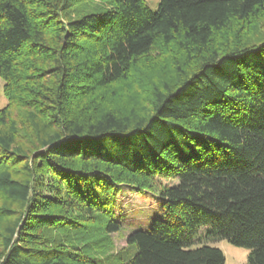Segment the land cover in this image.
I'll list each match as a JSON object with an SVG mask.
<instances>
[{"label":"trees","instance_id":"16d2710c","mask_svg":"<svg viewBox=\"0 0 264 264\" xmlns=\"http://www.w3.org/2000/svg\"><path fill=\"white\" fill-rule=\"evenodd\" d=\"M261 19L264 0H0V264H224L218 240L264 264V31L236 36ZM153 47L173 68L114 106ZM124 185L160 214L108 252Z\"/></svg>","mask_w":264,"mask_h":264},{"label":"rangeland","instance_id":"374dc122","mask_svg":"<svg viewBox=\"0 0 264 264\" xmlns=\"http://www.w3.org/2000/svg\"><path fill=\"white\" fill-rule=\"evenodd\" d=\"M143 1L150 10L155 11L160 0ZM254 22L249 24V26L244 24L237 26L238 33H236V36L250 32L253 27L264 31V19L255 20ZM169 53L159 47H153L145 57L139 59L137 69H141L144 74L139 77L137 74L134 75V79L129 85L123 84L121 88H118L116 90L118 95L115 101L112 102L113 105L123 106L124 109L142 106L144 97L149 93L150 82L154 79L157 81L156 79L162 78V70L173 68L170 67L172 55ZM165 73L167 74V70ZM3 85L4 81L0 78V108L6 104ZM155 183L154 185L156 186L159 184L156 181ZM163 183L167 182L163 181ZM115 192L116 196L112 209L115 212V221L121 225L117 232L109 235V242L106 245L108 252L121 250L126 245V237L129 233L136 229H147L151 225V220L160 214L157 196H150L149 199L143 198L135 188L125 185L116 186ZM209 244L222 250L225 257L224 264H246L249 254L247 248L235 246L227 240H218ZM197 245H199L198 242L195 243V246ZM97 254L101 255L100 252H97Z\"/></svg>","mask_w":264,"mask_h":264}]
</instances>
